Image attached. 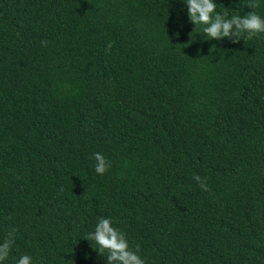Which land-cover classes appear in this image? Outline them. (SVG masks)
<instances>
[{
	"label": "trees",
	"instance_id": "1",
	"mask_svg": "<svg viewBox=\"0 0 264 264\" xmlns=\"http://www.w3.org/2000/svg\"><path fill=\"white\" fill-rule=\"evenodd\" d=\"M204 27L183 0H0V264H106L100 218L145 264H264V32Z\"/></svg>",
	"mask_w": 264,
	"mask_h": 264
},
{
	"label": "clouds",
	"instance_id": "2",
	"mask_svg": "<svg viewBox=\"0 0 264 264\" xmlns=\"http://www.w3.org/2000/svg\"><path fill=\"white\" fill-rule=\"evenodd\" d=\"M187 5L188 17L195 26L205 25L203 33L209 38L221 39L229 38L232 43H239L241 34L247 33V38L251 39L255 34L264 32V18L252 11L244 16L233 15L227 18V8L222 15L216 11L215 0H183ZM247 6L255 9L259 7L258 0H249ZM46 46L47 42H42ZM96 160L95 171L103 175L111 166L101 153H94ZM194 179L200 183L204 191H209L206 182L200 176ZM15 229L9 232L8 236L0 243V262L6 260L15 242ZM88 241H95L98 245L96 250L103 254L107 250L106 264H145V261L138 255L140 246L137 244L135 251L130 249L125 234L112 226L110 218H100L95 227L85 238ZM17 264H31V257L23 255Z\"/></svg>",
	"mask_w": 264,
	"mask_h": 264
}]
</instances>
